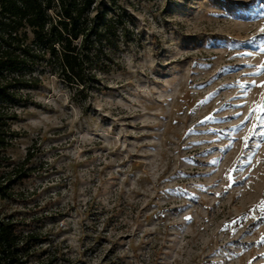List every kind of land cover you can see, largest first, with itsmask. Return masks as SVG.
Segmentation results:
<instances>
[{"label":"rangeland","instance_id":"374dc122","mask_svg":"<svg viewBox=\"0 0 264 264\" xmlns=\"http://www.w3.org/2000/svg\"><path fill=\"white\" fill-rule=\"evenodd\" d=\"M94 5L126 21L95 85L45 73L14 108L28 264H264V0Z\"/></svg>","mask_w":264,"mask_h":264},{"label":"trees","instance_id":"16d2710c","mask_svg":"<svg viewBox=\"0 0 264 264\" xmlns=\"http://www.w3.org/2000/svg\"><path fill=\"white\" fill-rule=\"evenodd\" d=\"M95 0H0V166H9L15 107L26 98L22 89L37 88L45 73L85 94L95 85L96 70L112 60L109 50L126 35L123 13L98 11ZM247 4L233 3L231 11ZM94 8L96 9L92 14ZM0 173V197L26 175V164ZM11 215L0 216V264H28L45 237L24 229ZM52 261V260H50ZM41 259L38 264H48Z\"/></svg>","mask_w":264,"mask_h":264},{"label":"snow or ice","instance_id":"6c2138e0","mask_svg":"<svg viewBox=\"0 0 264 264\" xmlns=\"http://www.w3.org/2000/svg\"><path fill=\"white\" fill-rule=\"evenodd\" d=\"M261 33L264 34V29H261ZM262 86H264V85H262ZM259 207L261 208L262 211H264V202H262L259 205ZM186 219H188V218H186ZM261 242L264 243V238H262Z\"/></svg>","mask_w":264,"mask_h":264}]
</instances>
